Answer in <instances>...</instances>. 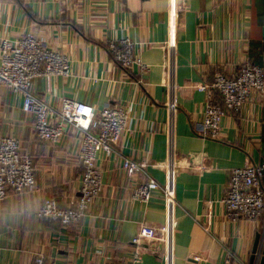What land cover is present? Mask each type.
<instances>
[{
    "label": "crops",
    "instance_id": "crops-1",
    "mask_svg": "<svg viewBox=\"0 0 264 264\" xmlns=\"http://www.w3.org/2000/svg\"><path fill=\"white\" fill-rule=\"evenodd\" d=\"M26 33L69 62L65 77L34 82L35 97L55 109L65 98L97 114L124 108L128 121L114 153L97 154L100 195L78 223L62 227L35 215L50 199L75 206L80 133L68 127L57 143L37 140L22 98L0 89V138L16 139L35 168L34 189L10 191L0 203V264L40 257L125 264L142 224L159 229L170 220L172 234L144 245L140 264H225L230 256L231 264H251L264 215L231 222L223 201L233 170L264 166V93L253 92L239 113H228L215 141L202 137L206 95L197 87L211 86L219 74L233 78L245 65L264 70V0H0V41ZM121 40L134 44L144 68L118 67L109 46ZM213 102L222 107L215 93ZM125 159L145 162V174L128 177ZM202 165L208 169L199 171ZM148 180L168 187L172 198L159 190L147 204L134 201L132 190ZM262 245L252 264H260Z\"/></svg>",
    "mask_w": 264,
    "mask_h": 264
},
{
    "label": "built area",
    "instance_id": "built-area-1",
    "mask_svg": "<svg viewBox=\"0 0 264 264\" xmlns=\"http://www.w3.org/2000/svg\"><path fill=\"white\" fill-rule=\"evenodd\" d=\"M80 1L82 0H58L64 5ZM109 48L112 59L120 69L127 71L134 66L144 68L141 60L134 56V44L131 41L113 42ZM68 70V59L49 48L32 33H26L15 41H0V89L11 91L22 98V112L33 117L37 140L57 143L68 127H73L80 133L79 159L83 173L75 206L62 208L50 199L44 202L35 215L37 219L55 222L62 227L78 223L100 195L102 183L100 172L96 168L97 154L100 151L114 153L128 121V113L124 108H106L97 114L91 106L65 98L59 108L55 109L33 95L32 88L36 80L65 77ZM197 89L206 95L202 137L216 141L220 139L223 118L228 113H239L253 92L264 93V70L245 65L235 77L219 74L211 86L200 85ZM214 93L219 95L222 107L213 102ZM146 167L145 162L136 163L129 159L123 161V169L128 177L144 175ZM207 169L206 165H202L199 171ZM263 171L264 166L251 163L232 171L223 201L229 221L256 223L264 215V190L261 186ZM34 186L35 168L31 158L20 152L16 139L0 138V203L10 191H31ZM159 190L166 198H172L168 187L162 189L153 180L137 185L132 190L131 198L147 204L152 193ZM174 227L173 220L159 229L142 224L131 242L134 251L125 264H140L144 245L150 241L163 242V235H171ZM258 256H261V252ZM231 261L230 256L225 264H231ZM33 264L56 263L47 262L40 257Z\"/></svg>",
    "mask_w": 264,
    "mask_h": 264
},
{
    "label": "water",
    "instance_id": "water-1",
    "mask_svg": "<svg viewBox=\"0 0 264 264\" xmlns=\"http://www.w3.org/2000/svg\"><path fill=\"white\" fill-rule=\"evenodd\" d=\"M261 239H263V245H262V257H261V260H260V264H264V236H261V235H256L255 237V241H254V244H253V249H252V257H251V264L253 263L254 261V255L257 253L259 247H260V241Z\"/></svg>",
    "mask_w": 264,
    "mask_h": 264
}]
</instances>
